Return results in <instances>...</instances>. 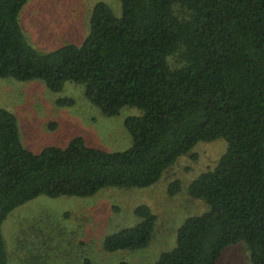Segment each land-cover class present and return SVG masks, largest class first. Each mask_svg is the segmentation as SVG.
Segmentation results:
<instances>
[{"label": "trees", "instance_id": "trees-1", "mask_svg": "<svg viewBox=\"0 0 264 264\" xmlns=\"http://www.w3.org/2000/svg\"><path fill=\"white\" fill-rule=\"evenodd\" d=\"M27 1L0 0V79H40L54 93L75 82L106 116L128 105L142 114L125 119L132 136L125 150L78 136L34 153L16 115L0 108V264L11 263L2 226L16 208L42 195L147 188L199 142L220 138L226 152L188 187L208 209L185 219L175 246L154 264H217L240 241L254 264H264V0H121V16L100 1L81 45L47 53L23 32ZM181 189L179 179L168 186L170 195ZM135 215L137 224L105 237L106 251L148 247L158 216L148 204Z\"/></svg>", "mask_w": 264, "mask_h": 264}, {"label": "rangeland", "instance_id": "rangeland-1", "mask_svg": "<svg viewBox=\"0 0 264 264\" xmlns=\"http://www.w3.org/2000/svg\"><path fill=\"white\" fill-rule=\"evenodd\" d=\"M100 1L121 16V0H28L20 11V24L40 52L68 43L81 45ZM170 61L181 63L178 55ZM64 97L75 101L60 104L58 100ZM0 108L16 115L21 141L34 153L49 146L66 147L78 136L93 147L125 150L132 144L125 119L142 114L140 108L128 105L117 115L106 116L86 98L83 85L67 82L62 92L54 93L40 79H0ZM227 147L224 138L199 142L161 181L147 188L108 187L90 197L42 195L30 200L16 208L2 226L10 264H85L87 259L90 264H154L163 251L175 246L177 230L185 219L208 209L204 201L189 194L188 187L218 164ZM177 179L182 189L170 195L168 186ZM140 204H148L158 216L151 243L136 251H106V236L139 222L135 208ZM217 264L254 262L247 244L240 241L229 245Z\"/></svg>", "mask_w": 264, "mask_h": 264}]
</instances>
